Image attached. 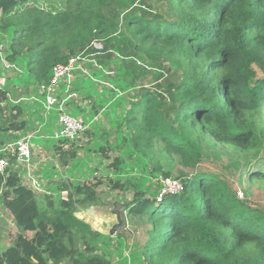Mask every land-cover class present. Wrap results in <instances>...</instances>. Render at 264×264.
<instances>
[{
    "label": "trees",
    "instance_id": "obj_1",
    "mask_svg": "<svg viewBox=\"0 0 264 264\" xmlns=\"http://www.w3.org/2000/svg\"><path fill=\"white\" fill-rule=\"evenodd\" d=\"M40 1L0 0V32H13L0 46L19 68L7 72L24 67L39 94L54 65L80 55L81 68L90 62L96 68L77 75L106 84L90 90L81 77L69 91L95 94L97 113L128 104L112 129L101 125L107 143L94 151L108 159L107 151L128 155L110 159L117 175L126 158L145 157L160 176L151 187L108 180L113 189L134 188L123 210L147 225L144 264H264V204L251 199L254 187L264 195V0H59L50 9ZM169 76L163 88L160 81ZM12 90L0 86V149L29 126ZM68 101L65 111L80 113ZM113 129L116 137L108 141ZM210 146L220 149L211 153ZM68 151L74 158V149ZM211 158L219 171L199 168ZM173 164L183 188L163 193L161 180L172 177ZM15 165L10 160L0 173V203L18 230L0 264H110L98 248L101 234L75 215L76 203L95 198L89 182L61 181L54 197L49 189L37 194ZM230 175L246 183L244 198ZM63 190L66 199L59 197ZM56 195L62 205H55Z\"/></svg>",
    "mask_w": 264,
    "mask_h": 264
},
{
    "label": "rangeland",
    "instance_id": "obj_2",
    "mask_svg": "<svg viewBox=\"0 0 264 264\" xmlns=\"http://www.w3.org/2000/svg\"><path fill=\"white\" fill-rule=\"evenodd\" d=\"M148 1H150L152 5H155V0ZM58 2L59 0L40 1L45 9H50L52 4L58 6ZM157 10H161L165 13H167L168 11L165 6H161ZM0 37L5 39L4 42L1 38L2 40H0V43H2L4 46H7L12 40L13 32L10 31L6 34L0 32ZM12 42L14 44V41ZM95 45L97 46L98 44L96 43ZM90 63L91 64L86 65V68L84 67L85 71L89 72V70L96 68L92 62ZM2 71L4 72L3 75H7L4 86H8L11 89L13 87V90L11 91L9 97L14 102H16L15 98H17L18 95L22 96L23 92H28V96H35L36 93L34 92L33 84L32 82H29V80H27L24 67L23 70L20 69V72H9L10 74H8L7 69L0 65V75ZM77 74V70L74 69V80L69 84V87L78 84L82 75ZM172 77L173 76L165 77L160 81V85L165 88L166 84L172 80ZM149 79L150 76H148L145 82L149 81ZM104 80L106 81V79H101V83H104ZM81 83L83 84L82 87H86L88 89L90 88V90L93 89L95 85L97 90L102 89L101 83H98V81H95L94 84L91 83L87 78L82 77ZM26 86L28 87V89H25ZM67 90L68 89L65 86V83L60 82L55 85V87L50 91V94H56L58 95V97L59 95H63L61 96V98H64V100H69L68 93L70 91L66 92ZM136 92L137 90L130 91V96L135 97L134 94ZM38 97L44 100L43 96ZM69 97L73 102H75V105L77 107L76 109L80 112H74L71 114L79 116L81 119L82 117L83 119H85L88 116L85 122V129L83 130L81 135L73 142L67 141L61 143L59 140L52 137V133L57 126L56 120L58 116V110L53 107L55 104L51 106L52 109L49 110L45 109L43 111L40 108L36 109L34 115H41V117L38 116L39 121H43L41 130L42 132H46L47 136L46 138H44L38 132L37 134L35 133L32 135L31 143L33 155H35L37 159L35 162H31L29 167H25V165H19L17 171L28 187H34L32 185V181H30V179L32 178L26 176V173H23L22 175V173L20 172L24 171L32 174L33 177H35V175L38 176L36 178H38L39 180L43 179L40 185L41 189L35 191L38 194L45 191V189H49L48 191L50 192H47V194H51L53 197L55 191H53L52 188L56 189V183H59L61 181H65V183L71 181H78V183H84L85 181L89 182V184L95 189V198L93 199V201L76 203L75 206L77 208V211L75 215L88 223L93 230L98 231L101 234L98 247L99 251H102L107 255L110 264H144L145 262L143 260L142 247L147 237V225L146 223H144L143 218L127 214L126 210H123V206L126 205L127 201H130L132 199L134 188H131L129 190L113 189L110 187L108 180L112 179L110 180V184H112L116 179L124 182L123 184H125V179L130 178L131 181L137 186L141 184L140 187H144L147 184H155V180L160 179V176L157 174L153 175L150 172L151 169L149 168V166L151 164L145 157H141V162H136L131 158H126L124 160L125 163L121 164V169L123 171H120L119 175H117V173L115 172L116 170L108 168L107 166L110 162V159L115 156L127 157L128 155L122 154L121 150L107 151L106 155L110 157V159H108L106 157H103L101 152L94 151V149L97 147V144L106 145L105 143H107L105 136L104 139L99 136L104 133L101 125L105 130L112 129L111 123L118 121L117 117L121 113V108L123 107L124 109H126L128 107V104L125 103V105H122L120 107H115L116 102L112 103L111 105H104V107H102L103 109L100 108V111L97 113L96 107L93 106L94 109L93 107H91L92 102H94L96 97L95 94L86 95L83 91L80 93V95L71 94L69 95ZM105 99L110 98L105 97ZM40 100H37L38 103H41ZM116 100H118V96H116ZM32 101V97L29 100H25L26 103H31ZM58 101L59 98H57L56 101L57 107L61 104L57 103ZM68 102H71V100H69ZM62 107L64 108L63 104ZM34 120H37V118H35ZM36 127L38 126L33 125L30 129V132H34ZM114 131L115 130L113 129L112 132L108 133V141H111L112 139L114 140V138L116 137V135H113ZM89 137H92L93 140L97 141H94L90 145L89 141L91 139ZM55 145L59 146L60 148H56ZM69 149H74L75 151V156L72 159L70 158L71 152L68 151ZM208 149L211 153H217L220 147H215L213 149V147L210 146L208 147ZM65 160H67L66 165H63V161ZM219 165L220 164H218L214 159L211 158L209 160L202 161L199 168L219 171V167L221 166ZM173 166L174 167L172 168L171 176L176 179L177 167L176 164H173ZM230 177L233 180V190L236 192L241 191L243 195L242 189L243 186H246V183L239 182L236 177H232V175H230ZM47 186L50 187L47 188ZM151 186L152 185H150V187ZM66 196L67 192L63 190L60 193L59 197L61 199H66ZM56 197L57 195L54 198V202L55 205L59 206V203H61V201L60 198L56 199ZM251 199L254 202L264 204V195L261 189H259L258 187H254ZM2 207L3 206L0 203V208ZM1 212L3 213V215H0V252L8 247V245L13 242V240L16 238V235L18 234L17 227L14 224V221H12L11 216L5 213L3 210H0V213ZM121 213L125 220H122L121 224L117 225V214H119L120 217Z\"/></svg>",
    "mask_w": 264,
    "mask_h": 264
},
{
    "label": "built area",
    "instance_id": "obj_3",
    "mask_svg": "<svg viewBox=\"0 0 264 264\" xmlns=\"http://www.w3.org/2000/svg\"><path fill=\"white\" fill-rule=\"evenodd\" d=\"M96 44V43H95ZM98 44V43H97ZM96 47H101L99 44ZM82 58L80 55L71 56L66 63H58L52 67L51 70V77H50V83L47 87L41 86L40 88L42 90L48 89L52 90L55 85H57L60 82L65 83V86L67 87L68 92L70 90L69 84L72 83L74 80L73 70L74 69H82L83 72H85L84 68H81L79 59ZM0 65H2L5 69H19L16 65L10 64L4 56L3 49L0 46ZM0 86L4 85L3 78H0ZM71 95V94H69ZM56 98H53L51 96L46 97V109H52L51 106L55 104L57 101ZM65 100L62 99L60 101V105L56 107V110H58V116H57V122L58 126L53 131L52 137L57 140H66V141H74L76 140L83 130L85 129V123L82 121V119L79 116H75L73 114H70L69 112L65 111V109L62 107V104L64 105ZM54 107V106H53ZM33 134L28 133L23 136H20L16 140H14L11 143H8L7 145L3 146L0 149V152H5L6 156L0 155V173H5V170L9 164V161L11 158L19 165H25V167H29L31 163L32 158V143H31V137ZM28 177H31L30 181H32L31 186L34 190H40L41 187V181L33 177L32 174L27 173ZM29 181V182H30ZM163 188V193H177L180 192L183 188L182 182L179 181L177 178L173 177H167L165 179L161 180ZM25 184V183H24ZM237 195L239 198H242L243 195L241 191H237Z\"/></svg>",
    "mask_w": 264,
    "mask_h": 264
},
{
    "label": "crops",
    "instance_id": "obj_4",
    "mask_svg": "<svg viewBox=\"0 0 264 264\" xmlns=\"http://www.w3.org/2000/svg\"><path fill=\"white\" fill-rule=\"evenodd\" d=\"M0 40H2L1 39V37H0ZM3 41L5 42V39H3ZM2 74H4V72L2 71L1 72V75H0V78H3V81H4V85H5V81H6V76L5 75H2ZM8 74H10L9 72H8ZM2 86V87H5V86ZM11 89V88H10ZM12 89H13V87H12ZM34 92L36 93V91H35V89H34ZM27 93L28 92H23L22 93V96H19L18 95V97L17 98H15V101L16 102H19V103H21V105L24 107V116H25V119H27L28 121H29V126H28V128H27V130L26 131H23V132H19L18 133V138L20 137V136H22V135H25V134H28V133H31L30 132V129H31V127L33 126V125H36V126H38V127H36L35 128V131L34 132H32L31 134H37V132L38 133H40V135H42L44 138H46V136H47V133L46 132H42V130H41V125H42V123H43V121H39V118H38V116H40L41 117V115H34V112H35V110L36 109H38V108H40V109H42L43 111L46 109V97L47 96H51V97H53V98H59V101L57 102V103H60V101L62 100V99H64V98H61V96H63V95H59V97H58V95H56V94H53V95H51L50 94V90H48V89H44V90H42L41 88L38 90V93L39 94H35V96H33V95H27ZM68 94H76V93H74V92H70V93H68ZM37 95V96H36ZM67 95V94H66ZM38 96H43V98H44V100H42L41 98H39ZM33 98V101L31 102V103H26L25 102V100H29L30 98ZM41 99V100H40ZM55 99V100H56ZM68 99L69 100H71L72 101V99L69 97V95H68ZM37 100H40L41 101V103H38V101ZM65 101H67V99H65ZM64 105H65V102H64ZM56 107H57V105H56V102H55V105H54V108L56 109ZM32 110H34V111H32ZM32 117H33V119H32ZM35 118H37V120H34ZM57 121V120H56ZM57 126H58V122H57ZM57 126H56V128H57ZM40 131V132H39ZM37 150V149H36ZM13 158H11V163H16L14 160H12ZM36 157H35V155H33V150H32V160H31V162H35L36 161ZM18 164L17 165H15V168H17L18 169ZM25 169V168H24ZM20 173H22V175H23V173H26L27 174V172H20ZM27 176V175H26ZM35 177H38V176H36L35 175ZM21 180H22V178H21ZM43 179H41L40 181H42ZM22 182L23 183H25L23 180H22ZM0 210H3L5 213H7V214H9L10 215V213H9V211L6 209V208H0ZM0 215H3V213L1 212L0 213Z\"/></svg>",
    "mask_w": 264,
    "mask_h": 264
},
{
    "label": "water",
    "instance_id": "obj_5",
    "mask_svg": "<svg viewBox=\"0 0 264 264\" xmlns=\"http://www.w3.org/2000/svg\"><path fill=\"white\" fill-rule=\"evenodd\" d=\"M31 160H32V158H31ZM117 220H118V221H117L116 224H117V225L121 224L122 220L120 219L119 214H117Z\"/></svg>",
    "mask_w": 264,
    "mask_h": 264
}]
</instances>
